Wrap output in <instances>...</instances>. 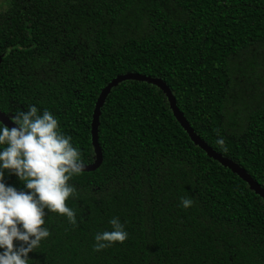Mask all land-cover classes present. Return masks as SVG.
<instances>
[{
  "label": "trees",
  "instance_id": "1",
  "mask_svg": "<svg viewBox=\"0 0 264 264\" xmlns=\"http://www.w3.org/2000/svg\"><path fill=\"white\" fill-rule=\"evenodd\" d=\"M5 2L1 113L47 108L89 165L101 90L127 73L160 79L196 135L264 190V0ZM98 143L100 167L71 181L77 226L46 212L51 236L30 264H264V202L191 142L161 90L113 88ZM5 183L24 190L7 172ZM113 217L129 238L93 251Z\"/></svg>",
  "mask_w": 264,
  "mask_h": 264
},
{
  "label": "clouds",
  "instance_id": "2",
  "mask_svg": "<svg viewBox=\"0 0 264 264\" xmlns=\"http://www.w3.org/2000/svg\"><path fill=\"white\" fill-rule=\"evenodd\" d=\"M9 116V128L0 121V264H30L29 253L39 248L51 232L46 212L77 226V210L68 201L77 197L71 181L86 169L81 148L60 126L47 108L28 105ZM219 148L229 149L222 137ZM15 175L24 190L6 185L5 173ZM194 205L189 197L180 198L187 210ZM109 229L95 234L93 251L123 244L129 234L118 217L109 220ZM14 241L17 242L14 244Z\"/></svg>",
  "mask_w": 264,
  "mask_h": 264
},
{
  "label": "water",
  "instance_id": "3",
  "mask_svg": "<svg viewBox=\"0 0 264 264\" xmlns=\"http://www.w3.org/2000/svg\"><path fill=\"white\" fill-rule=\"evenodd\" d=\"M0 56V60H1ZM125 81H137L146 83L152 86H155L159 90H161L165 97L168 100L170 110L176 119V121L179 123L181 128L185 131V133L190 138L191 142L201 149L209 158L216 161L219 165L222 167L230 170L232 173L237 175L242 181H244L249 189L253 191L257 196H259L262 201L264 202V190L260 187V185L241 167L234 164L229 159H226L222 157L219 153L214 151L212 148H210L202 139L199 138V136L196 135V133L193 131V129L190 127L186 119L184 118L183 114L179 111L175 97L173 96L171 90L167 86L165 82H163L160 79H155L153 77L145 76V75H139L136 73H127L121 76H118L111 80L100 92L97 101L94 106L93 114H92V120H91V145L95 154V160L93 163L86 166V169L83 172H93L96 169L100 167L103 161V155L101 147L98 143V127H99V118H100V112L101 108L110 94L111 90L115 87H117L119 84L125 82ZM0 121H2L6 126L9 128L13 127L14 125L10 122L9 117H7L5 114L0 112Z\"/></svg>",
  "mask_w": 264,
  "mask_h": 264
},
{
  "label": "rangeland",
  "instance_id": "4",
  "mask_svg": "<svg viewBox=\"0 0 264 264\" xmlns=\"http://www.w3.org/2000/svg\"><path fill=\"white\" fill-rule=\"evenodd\" d=\"M6 0H0V10L5 7Z\"/></svg>",
  "mask_w": 264,
  "mask_h": 264
}]
</instances>
